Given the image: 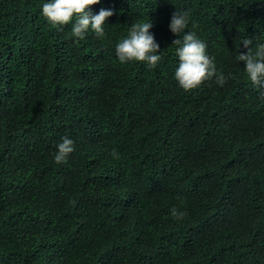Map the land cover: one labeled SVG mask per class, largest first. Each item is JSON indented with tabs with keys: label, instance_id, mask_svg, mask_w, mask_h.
Here are the masks:
<instances>
[{
	"label": "trees",
	"instance_id": "1",
	"mask_svg": "<svg viewBox=\"0 0 264 264\" xmlns=\"http://www.w3.org/2000/svg\"><path fill=\"white\" fill-rule=\"evenodd\" d=\"M47 2L0 0V264H264V86L238 61L264 43V0H100L105 36L82 39ZM176 10L223 86L175 79ZM143 22L162 59L122 64Z\"/></svg>",
	"mask_w": 264,
	"mask_h": 264
},
{
	"label": "clouds",
	"instance_id": "2",
	"mask_svg": "<svg viewBox=\"0 0 264 264\" xmlns=\"http://www.w3.org/2000/svg\"><path fill=\"white\" fill-rule=\"evenodd\" d=\"M99 2L100 0H49L42 5V14L54 26L71 23V35L75 38L82 39L89 30L93 31L98 38H103L105 21L114 13L111 9L101 8L98 13L93 14L91 6ZM188 25V12L179 10L173 12L169 24L170 30L177 35L184 33L182 40L178 38L173 41L174 44L182 45L176 49L179 66L174 73L175 79L186 91L197 88L204 81L213 80V78L215 83L223 86L228 77L217 68L214 58L207 54L206 43L194 32H185ZM152 26V22L134 23L131 26L127 38L119 42L115 49L122 64L135 60L146 62L150 67H156L161 61L162 56L158 54L160 46L154 34L149 31ZM243 44L247 48L251 41L243 39ZM238 61L245 62V72L254 85L264 86V43L258 44L254 52L249 48L247 53L239 54ZM56 149L55 163H66L69 155L75 150L74 141L64 136L56 145ZM111 154L116 159L120 158L115 149ZM172 215L179 219L185 213L173 208Z\"/></svg>",
	"mask_w": 264,
	"mask_h": 264
}]
</instances>
